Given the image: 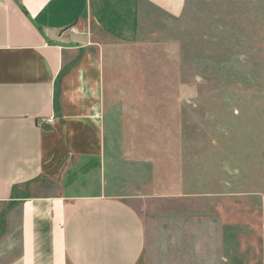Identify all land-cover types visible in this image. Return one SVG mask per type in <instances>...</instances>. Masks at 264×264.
I'll list each match as a JSON object with an SVG mask.
<instances>
[{
	"label": "rangeland",
	"instance_id": "obj_1",
	"mask_svg": "<svg viewBox=\"0 0 264 264\" xmlns=\"http://www.w3.org/2000/svg\"><path fill=\"white\" fill-rule=\"evenodd\" d=\"M140 37L98 40L106 86L128 111L109 130L152 167L149 196L130 202L144 264H264V0H186L180 18L155 14ZM10 213L0 206V264Z\"/></svg>",
	"mask_w": 264,
	"mask_h": 264
},
{
	"label": "crops",
	"instance_id": "obj_2",
	"mask_svg": "<svg viewBox=\"0 0 264 264\" xmlns=\"http://www.w3.org/2000/svg\"><path fill=\"white\" fill-rule=\"evenodd\" d=\"M185 5L0 0V206L11 212L1 237L14 247L2 264H144V227L130 202L155 183L149 161H131L109 130L127 125L128 111L106 86L99 40L136 45L145 20L180 18ZM79 23L88 37L65 36ZM36 186L49 193L28 195Z\"/></svg>",
	"mask_w": 264,
	"mask_h": 264
},
{
	"label": "built area",
	"instance_id": "obj_3",
	"mask_svg": "<svg viewBox=\"0 0 264 264\" xmlns=\"http://www.w3.org/2000/svg\"><path fill=\"white\" fill-rule=\"evenodd\" d=\"M72 30H73V27L68 29V31H72Z\"/></svg>",
	"mask_w": 264,
	"mask_h": 264
}]
</instances>
